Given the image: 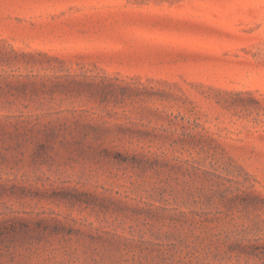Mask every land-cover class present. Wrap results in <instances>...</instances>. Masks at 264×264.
<instances>
[{
  "label": "rangeland",
  "instance_id": "374dc122",
  "mask_svg": "<svg viewBox=\"0 0 264 264\" xmlns=\"http://www.w3.org/2000/svg\"><path fill=\"white\" fill-rule=\"evenodd\" d=\"M0 264H264V0H0Z\"/></svg>",
  "mask_w": 264,
  "mask_h": 264
}]
</instances>
